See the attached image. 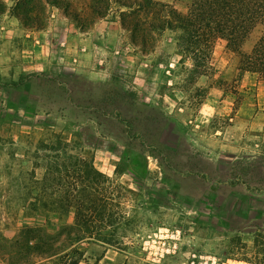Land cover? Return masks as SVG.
<instances>
[{
  "label": "rangeland",
  "instance_id": "obj_1",
  "mask_svg": "<svg viewBox=\"0 0 264 264\" xmlns=\"http://www.w3.org/2000/svg\"><path fill=\"white\" fill-rule=\"evenodd\" d=\"M161 1L182 13L192 2ZM61 14L54 8L49 23L76 32L65 20L62 27ZM263 31L257 25L242 51ZM121 32L114 14L92 30L83 70L62 64L0 79V234L74 222V211L27 203L38 193L31 172L36 169L37 179L45 172L35 168L33 152L40 140L60 133L81 141L96 167L122 186L127 216L116 245L84 243L80 264H97L106 251L114 264H256L264 248V124L241 136L250 117L242 105L252 100L264 107V76L242 70L240 52L222 38L210 68L197 77L174 33L144 55ZM115 96L117 109L98 110Z\"/></svg>",
  "mask_w": 264,
  "mask_h": 264
},
{
  "label": "trees",
  "instance_id": "obj_2",
  "mask_svg": "<svg viewBox=\"0 0 264 264\" xmlns=\"http://www.w3.org/2000/svg\"><path fill=\"white\" fill-rule=\"evenodd\" d=\"M54 8L81 31L114 14L127 43L144 55L156 49L166 32L174 33L197 77L210 68L215 42L222 38L230 49L240 52L242 70L264 76V31L250 51H242L254 28L264 26V0H192L187 13L161 0H0V13L11 10L27 28H45ZM118 96L103 100L98 110L106 112V105L117 109ZM116 116L123 120L121 114ZM95 119L100 122L98 116ZM82 145L60 133L39 141L34 166L44 167L45 172L39 179L36 169L31 172L38 193L27 203L64 215L74 211V222L27 224L12 237L0 234V264H80L86 259L84 243L116 245L119 224L127 218L119 200L122 186L96 167ZM247 163L262 167L256 159L247 158ZM260 179L264 181V176ZM256 264H264V248Z\"/></svg>",
  "mask_w": 264,
  "mask_h": 264
},
{
  "label": "crops",
  "instance_id": "obj_3",
  "mask_svg": "<svg viewBox=\"0 0 264 264\" xmlns=\"http://www.w3.org/2000/svg\"><path fill=\"white\" fill-rule=\"evenodd\" d=\"M61 18L62 27L67 21L69 25L76 27L79 34L77 31L67 34L61 28L59 31L55 21L43 29L27 28L11 10L0 13V79L17 80L25 74L56 70L62 64L77 65L78 69L83 70L89 64L87 36L108 17L96 22L88 31H81L63 15ZM117 23L122 31L121 35H124L118 19ZM242 109L249 110L250 113L246 122L249 129L245 131L244 126L241 132L244 137L256 133L260 129V123L264 124V107L260 101L246 100ZM242 114L245 115L244 112ZM110 259L109 251H106L97 264H114Z\"/></svg>",
  "mask_w": 264,
  "mask_h": 264
}]
</instances>
